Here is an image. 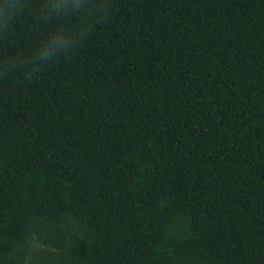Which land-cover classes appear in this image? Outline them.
I'll list each match as a JSON object with an SVG mask.
<instances>
[{
	"label": "trees",
	"instance_id": "trees-1",
	"mask_svg": "<svg viewBox=\"0 0 264 264\" xmlns=\"http://www.w3.org/2000/svg\"><path fill=\"white\" fill-rule=\"evenodd\" d=\"M111 8L0 79V264H264V0ZM79 22L26 12L0 58Z\"/></svg>",
	"mask_w": 264,
	"mask_h": 264
},
{
	"label": "clouds",
	"instance_id": "clouds-1",
	"mask_svg": "<svg viewBox=\"0 0 264 264\" xmlns=\"http://www.w3.org/2000/svg\"><path fill=\"white\" fill-rule=\"evenodd\" d=\"M30 0H0V37H6L18 18L31 12L38 25H50L55 20H76L74 27L54 28L47 32L26 57L0 58V79L19 73L24 81L38 78L43 66L54 62L61 54L75 53L93 31L95 22L112 11L111 0H40L29 7Z\"/></svg>",
	"mask_w": 264,
	"mask_h": 264
}]
</instances>
